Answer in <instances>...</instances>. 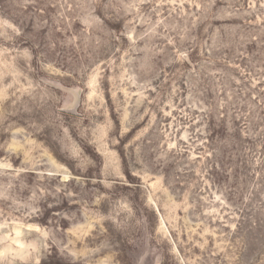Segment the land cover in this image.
<instances>
[{
  "label": "rangeland",
  "instance_id": "1",
  "mask_svg": "<svg viewBox=\"0 0 264 264\" xmlns=\"http://www.w3.org/2000/svg\"><path fill=\"white\" fill-rule=\"evenodd\" d=\"M6 249L264 264V0H0Z\"/></svg>",
  "mask_w": 264,
  "mask_h": 264
},
{
  "label": "bare ground",
  "instance_id": "2",
  "mask_svg": "<svg viewBox=\"0 0 264 264\" xmlns=\"http://www.w3.org/2000/svg\"><path fill=\"white\" fill-rule=\"evenodd\" d=\"M17 258H18L17 255L12 254V249L10 250L6 249L2 253H0V264H9L15 262Z\"/></svg>",
  "mask_w": 264,
  "mask_h": 264
}]
</instances>
